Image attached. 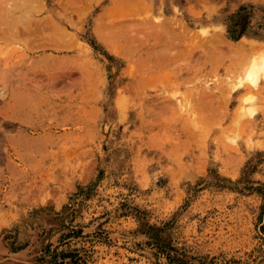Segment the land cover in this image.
I'll list each match as a JSON object with an SVG mask.
<instances>
[{"label": "rangeland", "instance_id": "obj_1", "mask_svg": "<svg viewBox=\"0 0 264 264\" xmlns=\"http://www.w3.org/2000/svg\"><path fill=\"white\" fill-rule=\"evenodd\" d=\"M113 1L0 0V264H264V0Z\"/></svg>", "mask_w": 264, "mask_h": 264}, {"label": "bare ground", "instance_id": "obj_2", "mask_svg": "<svg viewBox=\"0 0 264 264\" xmlns=\"http://www.w3.org/2000/svg\"><path fill=\"white\" fill-rule=\"evenodd\" d=\"M13 1V0H12ZM15 1V0H14ZM26 1V0H25ZM126 1V0H125ZM124 0H114L113 1V6H112V9H113V11L115 12V10H116V8H118V7H122V5H121V2H125ZM139 0H131V2H130V4H129V7H131V12H137V11H140L141 9L140 8H137V7H139V3L137 4V2H138ZM16 2H18V1H16ZM13 3V2H12ZM20 3V2H19ZM23 3V2H22ZM24 3H26V2H24ZM141 3V2H140ZM10 4V3H9ZM17 4V3H16ZM23 5V4H22ZM26 5V4H25ZM24 5V6H25ZM141 5V4H140ZM142 5H144V4H142ZM18 6H19V4H18ZM17 6V7H18ZM21 6V5H20ZM28 7V6H27ZM147 7V6H146ZM0 8H2V7H0ZM10 8V7H9ZM13 8V7H12ZM22 8V7H21ZM24 8V7H23ZM14 9V8H13ZM12 10V9H11ZM20 9H19V7H18V11H19ZM22 10H24V9H22ZM120 10V9H119ZM126 10V9H125ZM15 11V10H14ZM1 12V11H0ZM16 12H17V9H16ZM112 13L113 12H111V11H109V12H105V16H107L108 18H110L111 17V15H112ZM126 13V12H125ZM4 14V13H3ZM103 15V16H104ZM113 17V16H112ZM17 18V17H16ZM4 23V21H0V42H2V43H12V42H16V41H19L21 38L20 37H22L24 34H23V31L21 32L20 31V29L19 28H13V26H15V25H13V26H9V24H3ZM19 24V23H18ZM100 24V23H99ZM145 24H147V23H145ZM102 25V24H101ZM103 26V25H102ZM101 26V27H102ZM113 26V25H112ZM158 26V25H157ZM19 27V26H18ZM100 27V28H101ZM114 28H115V26H113ZM104 27H102V30L103 31H106V29L104 30L103 29ZM114 28H112V29H114ZM121 28V27H120ZM159 28H160V26H159ZM17 29H19V30H17ZM99 29V28H98ZM97 29V30H98ZM112 29H108L109 31H110V33L109 32H101L100 30L98 31L99 32V38L104 42V44L106 45V47L110 50V51H112L113 53H116V54H121V51L120 50H122V48L119 46V45H117L116 44V40H115V36H116V33H114L115 35H114V37L112 36L113 35V33H111L113 30ZM117 29V28H116ZM112 30V31H111ZM121 30V29H120ZM135 30H137V28L136 29H134V31ZM139 30V29H138ZM125 31V30H124ZM130 33L132 32L131 30H128ZM114 32V31H113ZM123 32V31H122ZM137 32V31H136ZM110 34H112V35H110ZM120 34V33H119ZM150 34V33H149ZM133 35V34H132ZM140 35V34H139ZM31 36V35H30ZM61 36V35H60ZM59 36V38H61ZM62 36H64V35H62ZM134 36V37H133ZM132 37L133 38H135V39H138V41H144V39L145 38H141V35H140V37H138V35L136 34L135 35V32H134V35H133ZM131 37V36H130ZM130 37H127L128 39V44H129V41H130ZM131 37V38H132ZM63 39H64V37H62ZM61 38V39H62ZM152 37H148L147 39H146V41L145 42H143L145 45L147 44L148 45V43H150V44H154V45H156V42L155 41H153L152 39H154V38H152ZM140 39V40H139ZM158 39V38H157ZM126 40V41H127ZM62 41V40H61ZM61 41H60V43H61ZM64 41V40H63ZM125 41V42H126ZM134 41V40H133ZM157 41H159V40H157ZM174 42V41H173ZM172 42V43H173ZM130 43H131V41H130ZM137 43V42H136ZM134 43L135 45H137V44H140V43ZM126 44V43H125ZM121 45V44H120ZM141 45V44H140ZM172 45H174V44H172ZM122 46V45H121ZM128 46V45H127ZM174 46H176V45H174ZM134 47V46H133ZM135 48H137V47H135ZM132 49V48H131ZM130 49V50H131ZM123 53V52H122ZM169 53V52H168ZM160 54V53H159ZM156 55H158V54H156ZM161 55H163V54H161ZM153 56V55H152ZM159 56V55H158ZM168 55H166V57H167ZM151 57V56H150ZM159 57H161V56H159ZM164 57V56H163ZM149 58V57H148ZM152 58L153 57H151L150 59L152 60ZM158 58V57H157ZM173 58H174V55H173V57H172V60H173ZM159 59V58H158ZM144 60V59H143ZM142 60V61H143ZM175 60V59H174ZM145 61V60H144ZM148 61V60H147ZM138 62V61H137ZM168 62V61H167ZM151 63V62H150ZM150 63L149 62H147V65H150ZM155 63H157L156 61H155ZM162 63V62H161ZM170 63V62H169ZM145 64H146V62H145ZM133 67V66H132ZM138 67H141L140 68V70H142L143 68L145 69V66H144V63L143 62H141L139 65H138ZM137 67V68H138ZM149 67V66H148ZM136 69V68H135ZM254 69V68H253ZM256 69V68H255ZM133 70V69H132ZM137 70V69H136ZM133 72V71H132ZM253 72L255 73V74H257V70H253ZM146 73H147V75H150L151 74V69H146ZM158 74V73H157ZM254 74V75H255ZM170 74H168V76H169ZM246 75H247V73H246ZM246 77V76H245ZM254 78V77H253ZM254 79H252V81H253ZM241 81V80H240ZM249 81V80H248ZM204 87V86H203ZM206 87V86H205ZM205 90V89H204ZM194 98V97H193ZM222 103V102H221ZM220 107V106H219Z\"/></svg>", "mask_w": 264, "mask_h": 264}, {"label": "trees", "instance_id": "obj_3", "mask_svg": "<svg viewBox=\"0 0 264 264\" xmlns=\"http://www.w3.org/2000/svg\"><path fill=\"white\" fill-rule=\"evenodd\" d=\"M242 12H243V10H242ZM230 22H231L229 25L230 33L233 35L236 32V28L238 26V21L236 19V16H235V18L231 19Z\"/></svg>", "mask_w": 264, "mask_h": 264}]
</instances>
